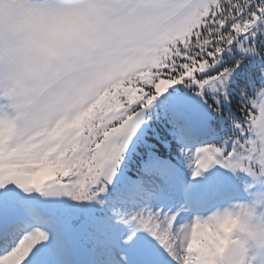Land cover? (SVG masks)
<instances>
[{
    "label": "snow or ice",
    "instance_id": "obj_1",
    "mask_svg": "<svg viewBox=\"0 0 264 264\" xmlns=\"http://www.w3.org/2000/svg\"><path fill=\"white\" fill-rule=\"evenodd\" d=\"M260 197L264 0H0V264H214Z\"/></svg>",
    "mask_w": 264,
    "mask_h": 264
},
{
    "label": "clouds",
    "instance_id": "obj_2",
    "mask_svg": "<svg viewBox=\"0 0 264 264\" xmlns=\"http://www.w3.org/2000/svg\"><path fill=\"white\" fill-rule=\"evenodd\" d=\"M213 223L224 224L214 264H264V197L234 202Z\"/></svg>",
    "mask_w": 264,
    "mask_h": 264
},
{
    "label": "trees",
    "instance_id": "obj_3",
    "mask_svg": "<svg viewBox=\"0 0 264 264\" xmlns=\"http://www.w3.org/2000/svg\"><path fill=\"white\" fill-rule=\"evenodd\" d=\"M195 75H200V73H195ZM253 113L255 114V111L253 110ZM233 114L238 118V119H243V116H242V114L239 112V111H237V108H236V103L234 102V104H233ZM161 135H163V131L161 130ZM151 142H155L154 140L153 141H151ZM158 148H159V151H160V154L161 155H165L166 154V150L163 148V146L162 145H159L158 144ZM186 170H187V167H186Z\"/></svg>",
    "mask_w": 264,
    "mask_h": 264
},
{
    "label": "rangeland",
    "instance_id": "obj_4",
    "mask_svg": "<svg viewBox=\"0 0 264 264\" xmlns=\"http://www.w3.org/2000/svg\"><path fill=\"white\" fill-rule=\"evenodd\" d=\"M178 86H182V85H178ZM255 111V110H254ZM255 115H258V112H256L255 111ZM194 163V162H193ZM194 165V164H193ZM192 165V166H193ZM134 175V174H133ZM65 179H67V178H65ZM209 215L211 214V212H209L208 213ZM178 220H179V218H178ZM193 220H194V218H193ZM193 221H190V220H183V221H180L179 223H177V222H174V226L177 228V229H179L182 225H188V224H190V223H192Z\"/></svg>",
    "mask_w": 264,
    "mask_h": 264
}]
</instances>
